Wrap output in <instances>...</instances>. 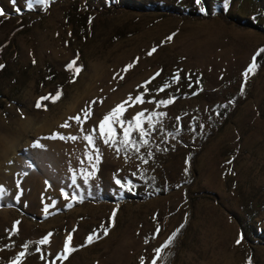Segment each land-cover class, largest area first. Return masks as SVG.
Returning a JSON list of instances; mask_svg holds the SVG:
<instances>
[{
  "label": "rangeland",
  "instance_id": "374dc122",
  "mask_svg": "<svg viewBox=\"0 0 264 264\" xmlns=\"http://www.w3.org/2000/svg\"><path fill=\"white\" fill-rule=\"evenodd\" d=\"M28 3L0 0L6 13L0 17V264H10L26 242L22 264H51L69 233L78 250L55 264H140L177 229L158 264H247L249 257L264 264V53L240 91L242 73L264 47V0H229L227 8L224 0H50L31 9ZM73 60L82 70L70 83L74 69L66 66ZM158 71L145 100L175 97L174 103L146 102L124 115L167 113L164 131L157 125L151 136L152 157L148 148L117 154L97 140L101 159L89 175L86 152L93 149L83 134L130 94L143 93L139 86ZM177 71L179 83L157 94ZM58 90V102L35 107ZM92 101L81 133L69 117ZM65 121L70 128L60 127ZM177 131L175 139L167 135ZM117 132L122 137L118 126ZM55 133L80 138L45 139ZM35 142L43 147L33 148ZM115 179L134 187L121 188ZM102 224L108 235L80 247ZM49 233L50 243L37 252L35 242Z\"/></svg>",
  "mask_w": 264,
  "mask_h": 264
},
{
  "label": "snow or ice",
  "instance_id": "6c2138e0",
  "mask_svg": "<svg viewBox=\"0 0 264 264\" xmlns=\"http://www.w3.org/2000/svg\"><path fill=\"white\" fill-rule=\"evenodd\" d=\"M11 4L15 6L16 0H10ZM33 2L36 4H41L47 6L50 2V0H29L28 3V8L31 9ZM195 2L200 5L202 4V0H195ZM229 4V0H224V7L227 8ZM17 12L20 10L18 8L15 9ZM201 12L204 11V8L201 7ZM6 15L4 9L0 8V17H4ZM175 35V34H173ZM172 36L167 37L168 41L172 40ZM156 52V48H152L149 52L148 55L151 56L153 53ZM261 53H264V47L259 48L256 53L252 57L251 63L248 65L246 70L242 73L243 76V83L241 85V94L244 92V85L247 83V80L249 78L250 74H255L257 68L259 67L257 63V57L261 55ZM35 62V61H34ZM139 58L134 61V63H138ZM134 64H129L125 66L123 71L126 73L128 70H130ZM3 65H0V68H3ZM74 69L73 73V79L70 80V83L75 82V76L79 74V72L82 70L80 67L76 66V61L73 60L66 66V70H72ZM161 72L158 71L156 72L152 77L149 78V80L145 81L143 85H140L139 87H142L144 89L143 93L137 94L135 97H133L131 94L128 96L127 100L121 102L118 104L116 107L111 109V111L104 115L103 118L99 121L98 125L91 130L89 133H85L84 130V124L87 123V121L91 118L92 116V105L96 104L97 101H92L89 103V105L81 110V113L74 116V117H69V120L75 121L79 126H80V131L83 134L82 138L84 141L87 142V144L93 149L92 153L86 152V158L90 162L91 167L93 172L89 173V175H92L96 170H97V165L100 162L101 159V154L99 147L97 146L96 141L100 140L105 146H109L115 149V152L119 154L122 149L125 150L126 152H134L136 154H139L141 151V148H148L149 151L147 153L148 158H151L153 153L151 152V144H150V139L152 134L157 131V125H161L159 131H164L162 127V120L167 116V113L163 111H151L148 112L147 110H142L137 112L131 120H126L124 119V115L129 107H134L136 105H143L144 103H154L157 108H160L161 106L167 107L174 103L175 97H169L168 99H161L159 101H156L155 99L153 100H145V96L149 93L148 85L151 84L153 80H155L158 76H160ZM115 78V77H114ZM120 79H123V76L119 77ZM180 72L177 71L173 73V76L171 79L164 83L162 86H160L157 90L156 93H162L166 89L170 88L174 84H178L180 81ZM196 83H199L197 80ZM62 97V90H58L55 95L49 94V96L46 97H41L40 100L37 101L35 107L37 109L43 108L44 110H47V105L43 104V101H50L51 103H56L58 102ZM100 103H103V101H100ZM231 103V101H230ZM127 106V107H126ZM147 113V114H146ZM177 126L179 125L180 118L177 117ZM145 124H147V127H145ZM117 126L119 129L122 131V137L118 135L117 132ZM61 128H70L71 124L68 123V121H65L64 124L60 126ZM201 130L203 129V125H199ZM195 131V128L192 129ZM98 132V135H97ZM138 134V138L133 137V133ZM178 134L177 133H167V135H171L174 139L175 136ZM60 139V140H65V141H73L75 142L77 139L80 137L76 135H69V136H64L59 133H55L50 137H46L45 139ZM33 148H42L43 145H41L39 142H35L32 145ZM142 163L147 164L148 163V158H145L144 156L139 157ZM229 163H231L229 161ZM185 172H187V169H185ZM135 175V174H133ZM84 183H88V178L85 177ZM115 183L120 186L121 188L127 187L128 190L130 191L134 185L129 182L127 185L123 184L120 179H115ZM71 184L76 185L77 180L75 175L71 177ZM19 187V185H17ZM4 192V189L0 187V194ZM61 194L63 195L65 200L69 199V195L67 192H65L63 189H61ZM17 201H19V196L16 197ZM71 200L76 201L77 200V195L73 193L71 195ZM55 203V202H54ZM53 203V206H54ZM11 206V205H9ZM26 206V205H25ZM67 207H72V204H68ZM44 213L47 215L49 212V206L45 205L43 208ZM115 216H116V210H113L111 217L109 218L112 221L111 226H114V221H115ZM155 219V217L153 218ZM20 224V221L14 222L13 228L11 230L12 234H18V225ZM75 231V229H73ZM161 229L159 226L156 227L155 232L153 233V239H155ZM103 236H107L109 233V227H105L103 224L101 225V229L98 232L97 230H93V233L89 234L86 237L85 244H82L80 247H84L87 245L92 244L96 240L102 238L101 233ZM179 232V229H177L175 232H173L167 240L159 247H157L154 252L155 255L150 259V261L146 260L145 257L140 258V264H158V261L163 259L162 253L166 249L169 248V246L173 243L174 238L176 237L177 233ZM51 233L48 235L44 236L42 239L39 241H36L35 243L37 244L36 251L41 252L40 246L48 245L50 243V237ZM72 233H69L63 243V249L62 252L58 253L55 257V260H61L65 261L69 258V256L78 250V248H75L72 246ZM243 240V236L240 235L237 240L235 241L236 245L239 246ZM22 251H20L11 261L10 264H22V261L26 258V256L29 254V243L26 242L22 246ZM41 259H44L43 254H41ZM55 260L51 262V264H55ZM247 264H251V258L249 257Z\"/></svg>",
  "mask_w": 264,
  "mask_h": 264
}]
</instances>
